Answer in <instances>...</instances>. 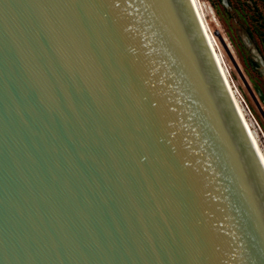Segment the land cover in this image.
Wrapping results in <instances>:
<instances>
[{"label":"water","instance_id":"water-1","mask_svg":"<svg viewBox=\"0 0 264 264\" xmlns=\"http://www.w3.org/2000/svg\"><path fill=\"white\" fill-rule=\"evenodd\" d=\"M0 264H264V162L192 0H0Z\"/></svg>","mask_w":264,"mask_h":264},{"label":"rangeland","instance_id":"rangeland-1","mask_svg":"<svg viewBox=\"0 0 264 264\" xmlns=\"http://www.w3.org/2000/svg\"><path fill=\"white\" fill-rule=\"evenodd\" d=\"M198 1L212 50L264 152V0Z\"/></svg>","mask_w":264,"mask_h":264},{"label":"bare ground","instance_id":"bare-ground-1","mask_svg":"<svg viewBox=\"0 0 264 264\" xmlns=\"http://www.w3.org/2000/svg\"><path fill=\"white\" fill-rule=\"evenodd\" d=\"M192 2L194 4L196 12H197V14L199 16L201 24H202V26L204 28V31H205L206 36L208 38V41H209V43H211L210 46L211 45L213 46L212 37H211V35H210L209 31H208V27H207V25H206V23L204 21V18H203V14H202V11H201V5H200L198 0H192ZM212 46H211V48H212ZM213 49H214V46H213ZM214 55H215V58L217 60L218 65H219V68H220V70L222 72V75L224 77V80H225V82H226V84H227V86H228V88H229V90L231 92V95H232V97H233V99H234V101H235V103H236V105H237V107H238V109L240 111V114H241V116H242V118H243V120H244V122H245V124H246V126L248 128V130H249V133H250V135H251V137H252V139H253V141H254L257 149H258V152H259V154H260V156H261V158H262V160L264 162V152H263V150H262V148H261V146H260V144H259V142L257 140L256 134L254 133V131L252 130L250 124L248 123L249 121H247V119L245 118V115H244V113H243V111H242V109L240 107L239 101H238V99H237V97H236V95H235V93L233 91L234 89L232 88V86L230 84V81L228 80L227 74H226V72H225V70H224V68L222 66L221 61L218 59V56H217L216 53Z\"/></svg>","mask_w":264,"mask_h":264}]
</instances>
